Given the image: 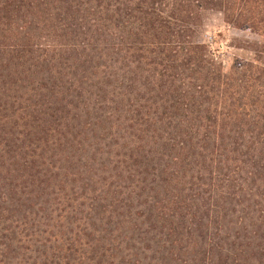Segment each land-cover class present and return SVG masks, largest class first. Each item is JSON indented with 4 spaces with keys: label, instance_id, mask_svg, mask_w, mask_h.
<instances>
[{
    "label": "trees",
    "instance_id": "obj_1",
    "mask_svg": "<svg viewBox=\"0 0 264 264\" xmlns=\"http://www.w3.org/2000/svg\"><path fill=\"white\" fill-rule=\"evenodd\" d=\"M0 264H264V0H0Z\"/></svg>",
    "mask_w": 264,
    "mask_h": 264
},
{
    "label": "rangeland",
    "instance_id": "obj_2",
    "mask_svg": "<svg viewBox=\"0 0 264 264\" xmlns=\"http://www.w3.org/2000/svg\"><path fill=\"white\" fill-rule=\"evenodd\" d=\"M195 40L219 51L227 60L248 58L254 45L261 41L255 35L227 25L222 14L214 10L202 13L195 29Z\"/></svg>",
    "mask_w": 264,
    "mask_h": 264
}]
</instances>
